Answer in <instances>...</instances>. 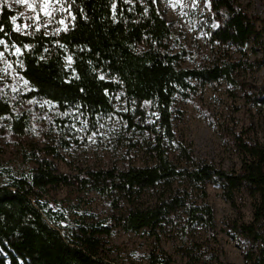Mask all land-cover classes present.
I'll return each mask as SVG.
<instances>
[{
    "label": "trees",
    "instance_id": "trees-1",
    "mask_svg": "<svg viewBox=\"0 0 264 264\" xmlns=\"http://www.w3.org/2000/svg\"><path fill=\"white\" fill-rule=\"evenodd\" d=\"M208 1L216 22L212 39L239 48L257 39L255 18L237 0ZM59 4L65 10V27L58 18L35 23L28 19L30 14L25 19L19 9L0 0V40L5 42L0 52L27 83L23 94H9L0 83V150L10 142L26 165L15 167L0 158V264H131L103 253L117 227L153 239L145 264H172L160 246V231L166 224H178L183 235L201 227L206 240L214 238L215 217L205 202L206 182L219 186L223 199L235 209L239 197L251 199L252 219L244 221L237 209L228 225L250 245L245 261L264 264V136L261 141L254 135L240 139L241 164L238 170H226L197 158L174 133L175 97L185 94L191 81H232L235 64L180 66V54L172 50L175 35L153 0H59ZM255 94L252 99L264 105V82ZM37 103L53 109L54 122L74 115L91 128L118 122L146 134L148 162L76 174L59 171L58 145L67 143L63 134L53 143L41 138ZM30 133L43 145H25ZM169 146L177 150L178 162L170 158ZM181 180L183 187L176 185ZM60 184L81 193L94 190L112 204L120 195L129 205L117 215L99 217L90 211L92 217L87 219L78 205L63 206L50 196ZM147 190L156 191L155 201L137 205L136 199ZM195 190L200 201L195 200ZM51 201L57 204L52 206ZM198 256L216 258L210 245Z\"/></svg>",
    "mask_w": 264,
    "mask_h": 264
},
{
    "label": "rangeland",
    "instance_id": "rangeland-1",
    "mask_svg": "<svg viewBox=\"0 0 264 264\" xmlns=\"http://www.w3.org/2000/svg\"><path fill=\"white\" fill-rule=\"evenodd\" d=\"M11 8L19 9L26 19L39 15L40 19L50 23L58 18L60 25L65 27L64 9L57 0H50L48 11L51 16L39 10L33 11L26 5L17 4L15 0H6ZM32 0H29L31 3ZM159 14L168 22L175 35L172 50L180 54V66L186 68L200 65L220 64L227 61L235 64L232 81L219 79L217 82L201 84L191 81V87L185 94L174 100L173 126L177 140L191 147L193 154L200 159L213 161L223 169L238 170L242 155L237 142L247 135H254L260 141L264 136V105L253 100L257 88L264 82V0H237L241 9L254 17L258 37L242 47L221 44L211 37L216 27L208 0H153ZM63 21V23H61ZM24 25H28L25 20ZM19 27V26H17ZM20 28V27H19ZM0 83L7 93L23 94L27 83L20 77L14 65L0 56ZM35 113L40 118L39 131L41 138L53 143L55 136L63 134L66 146L58 145L60 158H56L57 168L61 172L76 174L88 169L108 168L116 164L124 168L130 164L143 165L148 162L146 147L147 135H139L118 122L99 125L91 128L86 120L74 115L69 120L54 122V111L44 103L35 105ZM54 123L63 124L55 126ZM31 133L24 138V144L37 143L43 140ZM170 158L178 162V153L173 146L168 147ZM0 158L10 161L15 167L25 169L18 148L10 142H4L0 150ZM176 185L183 187L184 181ZM205 202L213 209L215 217L214 238L207 239L201 227L183 235L178 224H166L160 231V246L172 259V264H248L244 253L249 243L236 234L229 221L234 219L237 209L242 213L243 220L252 219L251 199L241 196L236 201L237 209L223 199L219 186L206 182ZM50 196L60 204L78 205L84 209L85 217L91 219L90 211L99 217L119 214L129 205L120 195L114 196V203L96 193L87 190L77 191L72 186L58 185L50 192ZM196 201H200V192L194 191ZM157 193L147 190L136 199L137 205L154 202ZM55 206L54 201L50 203ZM77 216V215H74ZM210 245L215 259H198V252ZM153 239L146 233L124 232L116 228L115 235L106 240L103 253L114 261L131 264H145L144 256L153 248Z\"/></svg>",
    "mask_w": 264,
    "mask_h": 264
},
{
    "label": "snow or ice",
    "instance_id": "snow-or-ice-1",
    "mask_svg": "<svg viewBox=\"0 0 264 264\" xmlns=\"http://www.w3.org/2000/svg\"><path fill=\"white\" fill-rule=\"evenodd\" d=\"M57 2H59V0H57ZM15 3L26 5L28 8L32 9L33 11L39 10L40 12H43L45 15L48 16L52 15V12L48 11V8L50 6V0H32L31 3H29V0H15ZM15 19H16L15 17L12 18L13 23H15ZM28 19L39 20L40 17L39 15H37L35 17H28ZM61 23H63V21H61ZM15 30L20 31V28L17 27ZM0 31H2V29H0ZM4 43L5 42L3 40H0V45H3ZM16 52L19 53L20 49L17 48ZM3 55H4L3 52H0V56Z\"/></svg>",
    "mask_w": 264,
    "mask_h": 264
}]
</instances>
